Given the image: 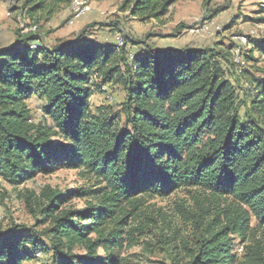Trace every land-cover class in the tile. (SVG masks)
Here are the masks:
<instances>
[{
  "label": "trees",
  "instance_id": "trees-1",
  "mask_svg": "<svg viewBox=\"0 0 264 264\" xmlns=\"http://www.w3.org/2000/svg\"><path fill=\"white\" fill-rule=\"evenodd\" d=\"M12 1L34 26L39 13L49 18L71 2ZM121 1L149 22L180 0ZM115 35L121 46L116 36L91 41L86 29L50 45L37 26L0 48V178L17 188L65 169L86 183L27 197L38 226L0 230V264L38 253L42 264H123L125 243L139 244L148 229L136 221L149 201L177 190L193 194V210L181 215L194 243L182 240L173 264H264V79L247 69L252 58L241 51L237 62V45L222 42L161 50ZM258 47L264 52V42ZM98 89L117 90L122 101L93 109ZM74 198L84 206L65 208Z\"/></svg>",
  "mask_w": 264,
  "mask_h": 264
},
{
  "label": "rangeland",
  "instance_id": "rangeland-1",
  "mask_svg": "<svg viewBox=\"0 0 264 264\" xmlns=\"http://www.w3.org/2000/svg\"><path fill=\"white\" fill-rule=\"evenodd\" d=\"M74 1L71 0L67 7L58 6L57 13L49 18L45 13H39V17L37 15L36 25L47 42L62 35L72 37L82 29L88 31L91 41L98 43H112L115 34L120 31L124 36L161 50L186 47L198 49L222 42L228 46L237 45L235 54L241 50L247 58L251 57L247 69L254 72L255 79H264V52L258 47L264 42V9L260 6L261 0H180L164 18L149 22L132 18L128 12L122 11L121 0H86L92 8L90 13L74 20ZM0 6V26L6 31V37L21 30L26 33L35 25L22 3L0 0ZM214 9L225 10L217 17L205 20ZM117 92L95 90L90 98L93 109L122 101V96ZM40 105L38 100L31 102L35 123L42 117ZM85 184L76 171L65 169L48 175L38 174L17 188L0 178V230H6L13 224L29 228L38 226L40 217L32 213L26 202L27 197L37 199L46 187L64 193ZM193 205V194L185 190H177L166 198L150 200L145 208L146 215L136 221V225L145 221L149 225L148 229L139 244L128 246L125 243L119 252L123 264H173L170 255L181 249L182 240L193 246L194 238L188 235L190 226L181 215L185 210L191 212ZM64 206L80 209L84 206V200L74 198ZM45 227L39 226L37 230L42 231ZM139 237L138 234L134 235V238ZM124 238L126 241V235ZM45 259L42 254L39 259L27 261L26 264H42Z\"/></svg>",
  "mask_w": 264,
  "mask_h": 264
},
{
  "label": "built area",
  "instance_id": "built-area-1",
  "mask_svg": "<svg viewBox=\"0 0 264 264\" xmlns=\"http://www.w3.org/2000/svg\"><path fill=\"white\" fill-rule=\"evenodd\" d=\"M260 6L264 7V0H261ZM91 9H92L91 5H90V3H88V1H86V0H75L73 2V18H74V20H79V19L85 17L88 13H90ZM36 29H37V26H34L30 30H28L27 32L35 31ZM115 40L118 43V45H120V46L122 45L123 40L120 37V35H116ZM34 47L35 46H33V48ZM240 53H241V50H238L236 52V54H237L236 61L237 62H239V54ZM37 257L38 258L41 257L40 253L37 254Z\"/></svg>",
  "mask_w": 264,
  "mask_h": 264
},
{
  "label": "crops",
  "instance_id": "crops-1",
  "mask_svg": "<svg viewBox=\"0 0 264 264\" xmlns=\"http://www.w3.org/2000/svg\"><path fill=\"white\" fill-rule=\"evenodd\" d=\"M0 8H2V7L0 6ZM5 32L6 31H4V29H2V25H1L0 26V48H6V47H9L15 43V38H16L15 35L10 34L11 37H6L4 35ZM63 37H67V35L66 36L62 35L61 37L58 36V38H63ZM47 43H49L51 45L52 41H49Z\"/></svg>",
  "mask_w": 264,
  "mask_h": 264
}]
</instances>
